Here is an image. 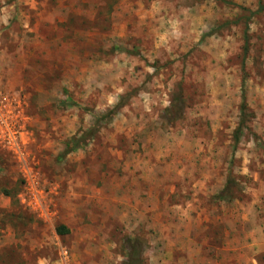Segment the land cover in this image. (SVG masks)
Wrapping results in <instances>:
<instances>
[{"label":"rangeland","instance_id":"obj_1","mask_svg":"<svg viewBox=\"0 0 264 264\" xmlns=\"http://www.w3.org/2000/svg\"><path fill=\"white\" fill-rule=\"evenodd\" d=\"M0 108V264H264V0H0Z\"/></svg>","mask_w":264,"mask_h":264},{"label":"built area","instance_id":"obj_2","mask_svg":"<svg viewBox=\"0 0 264 264\" xmlns=\"http://www.w3.org/2000/svg\"><path fill=\"white\" fill-rule=\"evenodd\" d=\"M0 108V140L8 145H17L18 134L12 118Z\"/></svg>","mask_w":264,"mask_h":264},{"label":"trees","instance_id":"obj_3","mask_svg":"<svg viewBox=\"0 0 264 264\" xmlns=\"http://www.w3.org/2000/svg\"><path fill=\"white\" fill-rule=\"evenodd\" d=\"M245 107H246V106H245V103L242 102V104H241V106H240V126L242 125V123H243V118H244V116H245ZM239 133H240V127H238V130L236 131L235 136H234L235 143H237L238 140H239ZM229 182H230V181H228V182L226 183V186H225V190H224V192L227 191V187H229V185H228ZM57 231H58L60 234H64V233L67 232V229H65L63 226H60V227H58ZM126 260H127V264H138V262H134V261L131 259V257H129V256L126 257Z\"/></svg>","mask_w":264,"mask_h":264}]
</instances>
